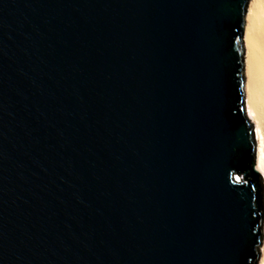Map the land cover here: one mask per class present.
I'll list each match as a JSON object with an SVG mask.
<instances>
[{"label":"water","instance_id":"1","mask_svg":"<svg viewBox=\"0 0 264 264\" xmlns=\"http://www.w3.org/2000/svg\"><path fill=\"white\" fill-rule=\"evenodd\" d=\"M252 0H0V264H260Z\"/></svg>","mask_w":264,"mask_h":264},{"label":"bare ground","instance_id":"2","mask_svg":"<svg viewBox=\"0 0 264 264\" xmlns=\"http://www.w3.org/2000/svg\"><path fill=\"white\" fill-rule=\"evenodd\" d=\"M247 110L256 128L257 170L264 175V0H252L246 15ZM260 264H264V246Z\"/></svg>","mask_w":264,"mask_h":264},{"label":"rangeland","instance_id":"3","mask_svg":"<svg viewBox=\"0 0 264 264\" xmlns=\"http://www.w3.org/2000/svg\"><path fill=\"white\" fill-rule=\"evenodd\" d=\"M263 252V251H262ZM263 254V253H262ZM261 259H262V256H261ZM260 263H261V261H260Z\"/></svg>","mask_w":264,"mask_h":264}]
</instances>
